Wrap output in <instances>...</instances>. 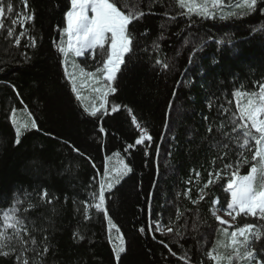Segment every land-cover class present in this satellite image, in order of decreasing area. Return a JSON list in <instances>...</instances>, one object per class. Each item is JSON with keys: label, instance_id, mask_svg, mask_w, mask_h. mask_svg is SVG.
I'll list each match as a JSON object with an SVG mask.
<instances>
[{"label": "trees", "instance_id": "trees-1", "mask_svg": "<svg viewBox=\"0 0 264 264\" xmlns=\"http://www.w3.org/2000/svg\"><path fill=\"white\" fill-rule=\"evenodd\" d=\"M12 2L17 10L22 9L20 0ZM29 5L35 10V21L24 27L36 38V48L25 47L27 36L20 38L19 46H13V41L5 39L6 29L0 31V208L11 204L14 192L23 194L25 190L32 192L46 187L58 199L27 213L49 236L50 251L45 264H117L104 213L92 208L91 219L85 221L83 204L79 201L89 200V192H98L97 171L102 174L106 160L115 157L114 152H120L118 160L131 171L112 193H106L105 207L120 230L113 228L111 234H122L125 239L126 252L121 254V264H183L160 242L172 241L171 234L162 236L157 232L153 239V233L147 231L150 222L159 219L161 212L165 222L169 216L175 218L176 206L189 210L186 212L189 229L198 213L199 227L180 241L183 248L176 243H170V247L178 255L187 250L192 264H212L206 253L216 246L221 234L218 229L224 228L211 214L212 201L217 197L221 201L230 199L221 186L226 185L228 177L205 189L208 194L198 204L191 200L198 198L208 171L221 169L225 163L220 159L215 160V165L212 163L226 150L213 146L208 124L218 127L236 113L232 95L235 89L254 91L258 83L264 82V15L257 10L225 20L219 19V13L215 19L196 15L189 18L178 15L183 9L177 0H158L155 4L152 0H140L141 10L147 12L151 5V12L129 26L135 37V51L125 57L126 64L117 73L113 82L116 91L106 98L109 114L101 120L83 112L64 75L61 64L64 58L53 45L54 40L58 43L61 40L58 28L65 27L69 0H29ZM235 8L225 10L235 11ZM165 12L176 19H168ZM4 23L10 26L11 19H5ZM20 31L17 25L16 33ZM63 39L66 41V36ZM186 39L196 43L205 41L191 66L188 59L193 45H185ZM154 40L161 45L159 53L152 51ZM217 40L225 43L217 44ZM145 48L148 51H142ZM23 53L31 57L30 61H24ZM157 55L174 67L162 70L155 65ZM97 60L90 54L87 58H74L86 70H94ZM112 105H126L133 110L153 137L147 147L141 145L123 151L127 143L134 142L138 130L123 107L111 113ZM221 105L229 112L223 113ZM13 108L16 112L24 111L28 117L31 115L40 129L24 130L19 146H14L15 130L9 119ZM204 116L209 120L205 121ZM101 124L107 135L100 133ZM216 135L219 137V133ZM230 147L228 162L238 151L234 143ZM254 163L257 162L250 161L241 167L239 175H246ZM196 172L201 173L199 184ZM189 188L190 199L183 195ZM34 202L39 203L38 198L34 197ZM244 223L259 225L264 221L239 216L233 228ZM141 227L144 233L139 231ZM77 231L84 236L83 240L73 237ZM34 235L38 241L43 239L41 232ZM254 246L264 256V240L255 242ZM0 264H13V261L0 257Z\"/></svg>", "mask_w": 264, "mask_h": 264}, {"label": "snow or ice", "instance_id": "snow-or-ice-1", "mask_svg": "<svg viewBox=\"0 0 264 264\" xmlns=\"http://www.w3.org/2000/svg\"><path fill=\"white\" fill-rule=\"evenodd\" d=\"M158 0H152V4L157 3ZM22 9L17 10L12 0H0V31H7L5 39L13 41V46L20 45V38L27 36L28 44L25 47L36 48L37 40L34 36L28 34V29L24 26L26 23H34L35 10L29 5V0H20ZM70 8L65 13V27L59 29L61 40L58 43L53 41L56 50L64 58L61 64L64 68V75L72 86V92L75 94V99L81 102L83 112L96 119H103V116L109 114V108L106 106L107 101L104 99L109 93H114L116 88L113 87V82L117 78V73L121 70V66L126 64L125 57L135 51V37L131 33L129 26L133 21L143 18L146 14L151 12V5L148 11L145 12L140 8V0H69ZM179 7L183 9L178 15L191 17L196 15L201 19H215L219 13V19L225 20L234 16L250 15L257 10L264 15V0H242L236 4L232 0H178ZM233 7L246 9L244 12L226 11ZM170 20H175V15H170L168 12L164 13ZM5 19H11V25L6 26ZM19 25L21 31L16 33V26ZM161 25V28H165ZM141 35H146L143 33ZM67 37L65 41L63 38ZM163 39V36L160 37ZM217 44H224L225 41L217 40ZM205 41L200 43L186 39L185 45H193L192 51L189 54L188 64L192 65L193 59L197 52L202 51ZM152 51L159 53L161 45L158 41H153L151 45ZM142 51H148L147 48ZM90 54L93 60H97V65L94 70H86L80 64L72 61V72H69V56L86 57ZM179 54V53H178ZM25 62L30 61L31 57L27 53L22 54ZM155 65L160 66L164 71L171 70L174 65L166 60L161 59L157 55ZM77 72L85 81H94L96 86L92 91L98 94L97 97H92L88 104L83 101L86 97L82 96L78 90ZM203 74V71H201ZM103 85V87H101ZM256 87V85H254ZM13 90L15 86L13 85ZM175 95V93H173ZM236 102V113H232L227 122H221L218 127H214L212 123L208 124L207 131L214 141L213 146L216 148H223L226 151L222 156L214 158L212 163L215 165V160L220 159L225 161L223 168L208 171L207 181L204 182L203 187L199 188L198 198L191 200L195 205L201 200H204L208 193L205 189L210 185H214L223 180L227 176L226 185H221L226 193L230 196L229 200L221 201L219 197L212 201L213 208L211 214L218 221L219 225L223 226L227 223L218 214L223 212L225 215L231 217L233 221L237 217H255L260 221H264V175L261 176V183L254 184V174L259 171L264 173V82L258 83V90L247 91L237 88L232 93ZM242 97H248L245 104H241ZM231 103V102H229ZM171 104L169 107L171 108ZM124 108L131 116V121L134 127L138 130V135L134 142L127 143L124 152H128L137 146H148L153 141L149 130L137 117L133 114V110L126 105H112L110 112L115 113L121 108ZM208 107L211 109L212 103L208 102ZM221 111L228 113L229 109L221 105ZM238 113V115H237ZM16 109L11 110L9 119L15 130L14 146L21 144V137L24 130L35 129L40 131L36 120L31 119L30 126L27 123H19L16 120ZM205 121L209 120L208 116H204ZM167 124V120H166ZM230 127V131H226ZM100 133L107 135L103 124L99 128ZM216 133H219L217 137ZM47 135V133H46ZM235 144L238 151L231 162H228V157L231 151V144ZM74 151L79 152L74 145H70ZM248 153H251L249 157ZM120 152H114L113 156L119 157ZM157 155H159V145H157ZM257 162L252 164L246 175H239L241 167L249 162ZM122 167L118 169H109L105 164L103 173L97 171L96 175L100 176L99 189L97 191L89 192V200H80L83 204V216L85 221L91 219L89 210L94 208L97 212H103L104 218L109 225V239L111 238V229L115 228L119 232V228L113 223L105 207L106 193H112L116 187L121 183L124 176H126L131 168L119 161ZM93 167L96 165L93 163ZM196 183H200L201 173L196 172ZM95 179V178H94ZM191 183V179L188 181ZM92 185H89L91 188ZM191 189L185 190L183 193L185 198L190 199ZM180 195V194H178ZM34 197L38 198L39 203L34 202ZM58 199L54 192H50L46 187H41L39 191L29 192L25 190L23 194L19 192L13 193L11 204L6 208H0V257L12 259L13 264H45V257L50 251L49 236L46 229L36 226V220L30 219L27 213L36 210L41 204H52L54 200ZM67 196L65 195V202ZM73 203L77 201L74 199ZM167 203V202H166ZM226 203V208L224 204ZM219 205V207H216ZM163 207V206H162ZM77 211H80L79 207ZM187 209L181 210L176 206L175 218L168 217L164 221V213L159 214V219L150 222L147 231L153 233H160L163 235L171 234L173 240L169 243L160 241L169 253L178 260L183 261V264H192L190 254L184 250L182 254H177L170 247V243L180 245L181 240L188 238L189 231H196L199 227V214L197 218L191 221V229H189V217L186 216ZM55 212V209H53ZM154 223V227H153ZM232 228L233 225H229ZM141 233L145 229H139ZM218 231L228 235V230L220 228ZM43 233V239L37 240L34 233ZM73 237L77 240H83L84 236L78 231L73 233ZM119 244H113V254L117 264H121V254L126 252V245L124 236L121 234L117 237ZM205 242L207 237L204 238ZM264 240V224L244 223L242 226L235 227L230 232V242L223 243L217 241V245L213 250L206 253L209 260L213 264H264V256L259 254V250L254 246L255 242ZM199 244V241H198ZM42 245V246H41ZM183 248V245H180ZM217 247H223L225 252L219 253L216 251ZM202 264V262H200Z\"/></svg>", "mask_w": 264, "mask_h": 264}, {"label": "rangeland", "instance_id": "rangeland-1", "mask_svg": "<svg viewBox=\"0 0 264 264\" xmlns=\"http://www.w3.org/2000/svg\"><path fill=\"white\" fill-rule=\"evenodd\" d=\"M197 2H200V0H197ZM238 2L242 3V0H238ZM243 10H245V9L237 8V7L235 8V11H238V12L239 11L241 12ZM66 40H67V37H66ZM74 58H77V57H75L74 55H70L69 58H68L69 59V68H68L69 72L73 71V68L71 67V63H72V61H74ZM82 80H84V78L80 77L79 73L77 72V81H76V83L78 85V90L80 91L82 96L86 97V99L83 101V103L84 104H88L92 97H97V102H99L98 94H96V93H94L92 91V88L96 86L95 82L94 81H85L83 83V85H81V81ZM101 87H103V85H101ZM257 90H258V88H257ZM106 98L107 97H105L104 99L106 100ZM240 99H241V104H245L247 102L248 97H242ZM15 116H16V120L19 123H27V124L30 125V119H29V117L27 116V114L24 111L16 112ZM106 164H107V167L109 169H118V168L122 167V165L120 164V162H119L117 157H113V158L107 159L106 160ZM257 168H258V171H257V173L254 174L255 179H254L253 182L256 185H259L261 183V176L264 175V173H261L259 171V165L257 166ZM259 177H260V181H258ZM218 214L221 216L222 219L227 221V223L225 225H223L224 226L223 229H227L228 230V235H226L225 233L221 232L220 238H219L218 241H222L223 243L226 244V243L230 242V232L232 230H234V228H233L234 227V221L231 219L230 216L225 215L223 212H220ZM230 224L233 225L232 228L228 227ZM108 227H109V225H108ZM118 236H120V235L118 233H115V232H113L111 234V238H112V242L111 243L112 244H117V245L119 244V240L117 239ZM216 251L219 252V253H223V252L226 251V249L223 248V247H217ZM212 264H213V262H212Z\"/></svg>", "mask_w": 264, "mask_h": 264}]
</instances>
